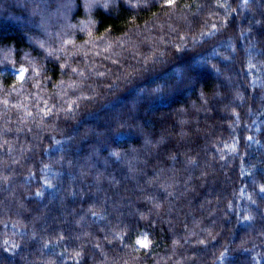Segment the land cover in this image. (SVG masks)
Listing matches in <instances>:
<instances>
[{
    "label": "trees",
    "instance_id": "16d2710c",
    "mask_svg": "<svg viewBox=\"0 0 264 264\" xmlns=\"http://www.w3.org/2000/svg\"><path fill=\"white\" fill-rule=\"evenodd\" d=\"M20 1L0 264H264V0Z\"/></svg>",
    "mask_w": 264,
    "mask_h": 264
},
{
    "label": "rangeland",
    "instance_id": "374dc122",
    "mask_svg": "<svg viewBox=\"0 0 264 264\" xmlns=\"http://www.w3.org/2000/svg\"><path fill=\"white\" fill-rule=\"evenodd\" d=\"M26 0H21L20 2L22 3H24ZM44 0H37V2L38 3H40L41 5H42V2H43ZM72 1L73 0H68V2H67V5L68 6H71L72 5ZM107 1H109V0H83V3H84V5H85V7H86V9H89L90 7L92 8V7H97V6H103V3H105V2H107ZM111 1H114V0H111ZM120 2H123V3H127V5H129L130 7H134V6H136V7H139V6H141V7H143V6H145L146 4H147V2L148 1H151V0H119ZM65 2V1H64ZM61 3H62V1H61ZM44 6V5H43ZM112 6H114V5H112ZM61 10H63V9H59V11H61ZM43 12V14H46V15H44L46 18H52L51 16H54L53 14H48V13H46V11H45V9L42 7H39L38 9H34L33 11H32V14H37V13H42ZM65 18V17H64ZM65 21H66V19H65ZM65 25H67V26H65L64 27V30L63 31H65V33L66 32H69V31H72L74 28H73V26L72 25H70V24H68L67 22H66V24ZM30 42H32L33 43V41L32 40H30ZM48 42H49V40H48ZM149 61H151V60H147V62H149ZM23 74H24V71H20V72H18V75L19 76H23ZM188 93V92H187ZM216 97L217 98H219V96L216 94ZM234 102H238V100H237V98H235L234 99ZM149 127H152V124L150 123V121L148 122V124H147ZM170 125H169V129H170ZM164 130H167V129H165L164 128ZM30 149H27V151H29ZM24 151V150H23ZM25 154H26V152H25ZM25 154L23 155V156H25ZM144 241H146V239H142V240H140L139 241V244H140V246H144V244H143V242Z\"/></svg>",
    "mask_w": 264,
    "mask_h": 264
},
{
    "label": "snow or ice",
    "instance_id": "6c2138e0",
    "mask_svg": "<svg viewBox=\"0 0 264 264\" xmlns=\"http://www.w3.org/2000/svg\"><path fill=\"white\" fill-rule=\"evenodd\" d=\"M22 78H23V77H21V79H22ZM143 244H144V247H147V241H144Z\"/></svg>",
    "mask_w": 264,
    "mask_h": 264
}]
</instances>
